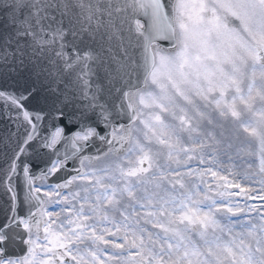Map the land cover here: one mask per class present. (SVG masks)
<instances>
[{"label":"snow or ice","instance_id":"snow-or-ice-1","mask_svg":"<svg viewBox=\"0 0 264 264\" xmlns=\"http://www.w3.org/2000/svg\"><path fill=\"white\" fill-rule=\"evenodd\" d=\"M0 264H264V0H0Z\"/></svg>","mask_w":264,"mask_h":264}]
</instances>
